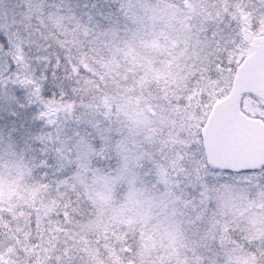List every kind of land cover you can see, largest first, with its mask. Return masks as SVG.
<instances>
[{"label": "snow or ice", "instance_id": "1", "mask_svg": "<svg viewBox=\"0 0 264 264\" xmlns=\"http://www.w3.org/2000/svg\"><path fill=\"white\" fill-rule=\"evenodd\" d=\"M0 264H264V0H0Z\"/></svg>", "mask_w": 264, "mask_h": 264}]
</instances>
